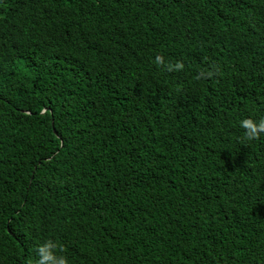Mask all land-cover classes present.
Listing matches in <instances>:
<instances>
[{
  "label": "trees",
  "instance_id": "1",
  "mask_svg": "<svg viewBox=\"0 0 264 264\" xmlns=\"http://www.w3.org/2000/svg\"><path fill=\"white\" fill-rule=\"evenodd\" d=\"M245 118L264 0H0V264H264Z\"/></svg>",
  "mask_w": 264,
  "mask_h": 264
},
{
  "label": "clouds",
  "instance_id": "2",
  "mask_svg": "<svg viewBox=\"0 0 264 264\" xmlns=\"http://www.w3.org/2000/svg\"><path fill=\"white\" fill-rule=\"evenodd\" d=\"M155 62L161 63L162 57L156 56ZM177 66L182 67V65ZM240 126L246 130L245 137L248 140L256 139L260 133L264 132V118L259 120L245 118L240 121ZM57 247L58 242L51 239L40 244L37 249L39 256L37 264H70V261L65 256L56 254L55 250Z\"/></svg>",
  "mask_w": 264,
  "mask_h": 264
}]
</instances>
